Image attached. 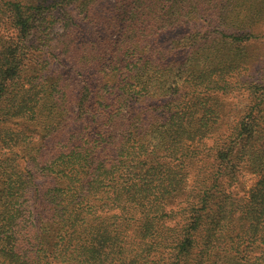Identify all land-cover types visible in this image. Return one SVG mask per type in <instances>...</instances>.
I'll list each match as a JSON object with an SVG mask.
<instances>
[{
	"label": "trees",
	"instance_id": "trees-1",
	"mask_svg": "<svg viewBox=\"0 0 264 264\" xmlns=\"http://www.w3.org/2000/svg\"><path fill=\"white\" fill-rule=\"evenodd\" d=\"M257 62L264 0H0V264H264Z\"/></svg>",
	"mask_w": 264,
	"mask_h": 264
},
{
	"label": "rangeland",
	"instance_id": "rangeland-1",
	"mask_svg": "<svg viewBox=\"0 0 264 264\" xmlns=\"http://www.w3.org/2000/svg\"><path fill=\"white\" fill-rule=\"evenodd\" d=\"M264 64L263 63H259L257 62L253 67H252V74L255 75L253 78L248 77V75H243L241 77L242 81L245 80H261L264 81V72H262L260 69V67H262ZM56 70H60V71H68V67L65 69V67L62 66H58L55 65L53 67ZM256 70V71H255ZM260 71V72H259ZM250 74V75H252ZM248 94L247 92L243 89L239 88L237 90H234L233 92L226 94L225 96L221 97L222 101H224L225 107L230 108L231 112L233 111V113L235 111H241L243 110V108L246 106V104L248 103ZM235 117H233L232 115H230V120H233ZM21 122V124H18V126L24 125L26 124V122H22L21 120L19 121ZM31 128H33L32 126H30ZM36 138L39 137L38 133L35 134ZM18 149L22 148V146H17ZM9 154L7 152V150L3 147L0 146V158H5L7 157ZM23 156V158H20L21 160H28V157L23 155L21 153V157ZM258 177L251 173L249 170L244 169L243 172L240 175V182L233 188L234 192L239 195V196H244L247 195L249 193V190L252 188V186L258 181ZM253 255V254H251Z\"/></svg>",
	"mask_w": 264,
	"mask_h": 264
}]
</instances>
